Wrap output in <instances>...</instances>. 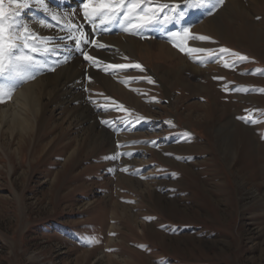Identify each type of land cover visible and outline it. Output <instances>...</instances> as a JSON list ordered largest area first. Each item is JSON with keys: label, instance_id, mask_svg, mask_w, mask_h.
<instances>
[{"label": "rangeland", "instance_id": "1", "mask_svg": "<svg viewBox=\"0 0 264 264\" xmlns=\"http://www.w3.org/2000/svg\"><path fill=\"white\" fill-rule=\"evenodd\" d=\"M206 12L189 9L136 34L139 50L101 59V69L129 65L85 86L109 141L62 110L59 90L43 113L28 111L29 134L0 121V264H264V0ZM149 38L185 48L182 59Z\"/></svg>", "mask_w": 264, "mask_h": 264}, {"label": "snow or ice", "instance_id": "2", "mask_svg": "<svg viewBox=\"0 0 264 264\" xmlns=\"http://www.w3.org/2000/svg\"><path fill=\"white\" fill-rule=\"evenodd\" d=\"M51 2L52 0H48L47 3L45 0H7L6 6V0H0V78L5 81L0 83V102L11 97L18 81L34 79L36 71L42 68L54 71L55 67L50 66L48 58H55L53 65L67 63L72 59L70 55L72 49L67 43L62 45L58 41L73 42L75 49L93 67L104 65V62L98 57L88 54L86 46L92 45L97 49L108 46L94 38L90 39L84 31L83 24L72 22L75 19L74 16L68 17L66 14L54 13L48 6ZM81 3L85 23L92 28L93 36H95L98 31L110 30V26L113 24H118L122 31L129 34H140L157 26L163 27L182 20L186 11L194 8L206 9V14L212 15L223 5L224 0H182L181 4L160 3L159 0H81ZM33 7H35V12L42 16L38 21L42 27H59L65 35L40 36L32 31L26 22L24 13ZM32 18L34 17H29V19ZM45 19L48 21L47 23H45ZM182 32L185 33V38L201 41L212 40L209 36L193 35L188 29H183ZM170 35L175 36L176 33H170ZM175 46L180 47V44L177 43ZM180 50L185 51L186 49L181 47ZM187 51L206 52L210 56L214 55L210 49L194 48L187 49ZM219 52L229 53L237 61L249 59L247 56L227 48H221ZM224 66L234 68L235 62H225ZM127 67L129 65H107L102 70L107 72L109 69ZM134 67L142 70L140 64H135ZM257 71L264 73V70L258 69ZM217 79H222V77H217ZM88 80L90 81L91 77H88ZM148 80L154 83L150 77ZM225 90H228L227 86H225ZM242 90L248 91V89H234V91ZM252 90L255 91V89ZM260 91H264V89H260ZM241 119H245V122H258L250 118L241 117ZM104 123L110 124L108 121H104ZM169 123L171 122L169 121ZM152 143L155 144L154 141ZM120 146L122 147V145ZM119 155L116 154L110 158L117 159ZM177 158L180 159V157ZM123 170L127 171V169Z\"/></svg>", "mask_w": 264, "mask_h": 264}, {"label": "bare ground", "instance_id": "3", "mask_svg": "<svg viewBox=\"0 0 264 264\" xmlns=\"http://www.w3.org/2000/svg\"><path fill=\"white\" fill-rule=\"evenodd\" d=\"M80 1L81 0H52V2L48 6L54 13L61 15L66 14L68 17L74 16L75 19L72 22L73 23L78 22L79 24H83L84 29L87 31L86 34L90 39L94 38L98 42L108 46L103 49H97L92 45H87L86 48L88 50L89 55L96 56L101 60L109 56H113V54H115L119 49L122 50V49L131 48L134 50L137 49L139 50V48L147 45V42L139 39L136 36V34L135 35L129 33L121 34V35L116 34V35L107 36L106 38L103 36V34H101L103 32L100 31L98 35L95 34V36H93L92 28L85 23L84 16L80 15L83 12L82 3H79ZM240 1L237 0V3H240ZM47 2L48 0H45V3ZM173 3L181 4L182 0H177L176 2ZM76 4H77L76 8L74 9L70 8L71 5H76ZM30 16L34 17L31 19V24L29 25L30 29L38 33L40 36L57 37V36L65 35V33L61 31L59 27L56 26L50 28L42 27L38 23V21L42 18V16L35 12V7L30 9ZM47 22L48 21L45 19V23ZM199 26L205 27V25L203 24ZM150 31L151 30H147L140 34L147 35L150 33ZM149 40H150L149 42L151 44L154 43L155 46H161V45L164 46L166 50H169L170 53L174 54L176 60L182 59L184 54L181 50L175 49L170 44L169 45L167 44L165 46L162 42L157 41V39L155 38L154 39L149 38ZM193 41H194L193 43H196L194 39ZM58 43L62 45L64 43L68 44V46L72 49V52L70 53L72 59L69 60L67 63L53 65V59L55 58H48V62L50 66L55 67L54 71L42 68L36 71L34 79L18 81L17 86L12 92L11 97L5 99L7 100L8 102L7 105L10 106V109L8 111L4 109V111L0 113V121H3L4 119H6V117H9L6 121L10 123L9 127L11 128L12 132H16L18 134L21 133V135L25 134L26 132H28L29 134V131L32 128V123L28 117L29 115L28 111L30 112L37 111L43 113L44 105L42 99L46 95L48 96V94H51L56 90H59L64 92V99H68V101L64 103L65 105L62 108V110L67 111L69 109H76L78 113L83 115L82 120L84 119L86 121L88 128L92 129L93 134L99 133L109 141L110 137L107 136L109 133L104 129V127L107 128L106 124L101 123L98 119H96V123L93 124V122H95L93 121V118L96 117L94 114L97 109L95 105L92 106V104L89 103L88 100L89 93H87L85 86L91 85L93 80H97V81L113 80L116 78L115 75L120 74L119 72L122 71V68L109 69L107 72H105L100 67H93L89 62L85 61L83 57L80 55V52L75 49L73 42L58 41ZM64 54H69V53H64ZM88 77H91L90 81L88 80ZM71 102H74L76 105L72 106V104H70ZM33 112H31V114ZM60 119H62V117ZM61 121H63V119Z\"/></svg>", "mask_w": 264, "mask_h": 264}]
</instances>
